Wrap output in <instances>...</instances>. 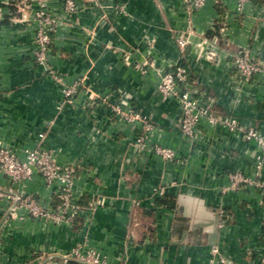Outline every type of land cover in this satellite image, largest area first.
Segmentation results:
<instances>
[{
	"label": "crops",
	"instance_id": "obj_1",
	"mask_svg": "<svg viewBox=\"0 0 264 264\" xmlns=\"http://www.w3.org/2000/svg\"><path fill=\"white\" fill-rule=\"evenodd\" d=\"M46 1L51 12L62 13L61 0ZM77 1L49 53L62 83L34 60L37 3L26 8L23 0H0V141L20 154L40 145L58 163L75 164L77 194L89 205L74 226L30 217L2 226L0 264H45L79 245L97 249L108 264H208L214 244L231 264H264V190H225L231 171L264 178L263 148L243 133L264 134V74L242 80L231 59L248 46L264 61V0H251L239 19L235 0H223L231 43L213 60L208 43L200 55L197 45L211 37L216 5L210 0L191 17L196 34L184 60L194 84L240 127L203 121L194 140L180 129L177 100L158 92V73L143 74L134 63L150 58L163 70L180 60L177 34L189 26L182 0ZM81 77L85 85L64 103L63 88ZM118 102L154 124L145 146L136 144L141 123L114 112ZM157 144L173 148L176 159L157 155ZM0 184H8L1 170ZM22 187L45 201L58 191L39 174Z\"/></svg>",
	"mask_w": 264,
	"mask_h": 264
},
{
	"label": "built area",
	"instance_id": "obj_2",
	"mask_svg": "<svg viewBox=\"0 0 264 264\" xmlns=\"http://www.w3.org/2000/svg\"><path fill=\"white\" fill-rule=\"evenodd\" d=\"M24 7L31 8L33 3H37L38 8L34 11V20L37 22L35 33L34 60L39 65L47 68L48 74L64 82L63 74L49 65V53L53 43V34L57 31L63 19L70 17L78 9L77 0H61L62 13L51 12L47 7L46 0H23ZM210 0H182L183 8L189 19L187 31L178 32L177 43L181 50V58L169 69H159L154 60L146 58L137 61L135 67L143 74H148L150 70L158 73L157 90L164 98L172 97L177 100L181 108L180 129L184 136L190 140L197 137L198 127L203 121L211 125H228L231 131H238L240 127L232 118L221 116L216 110L217 99L213 94L200 93L199 88L194 84L189 65L185 62L187 54L186 48L191 42V34H196L191 17ZM216 5L217 14L210 30H216L217 34L203 37L198 43L199 55L203 49V43H208L206 56L209 60L218 58L225 46L230 45L229 22L223 17L221 7L223 0H211ZM251 0H235V11L233 15L239 19L245 10L246 5ZM125 11L124 5H119ZM126 60L129 56L126 55ZM231 59L236 69V75L242 80H250L255 75L264 74V61L255 58L251 54L248 46H242L238 51L231 53ZM132 63V62H131ZM85 85V77L77 78L68 83L63 88V102H73L76 94ZM124 102H118L113 106L114 112L127 122L141 123L140 133L136 139L138 146H145L147 139L154 130V124L142 113L130 107ZM240 131V130H239ZM244 137L248 140H255L262 146L264 151V134L255 128L244 130ZM154 151L164 160L173 161L176 159V151L167 146L154 145ZM262 167V160L258 168ZM0 170L8 178V184H0V228L9 222L22 221L26 217L49 221L54 224H69L74 226L82 212L89 208V205L81 203L80 196L75 188L76 165L60 164L55 159L53 150H49L40 145L26 147L22 154L16 149L6 146L0 141ZM35 174H39L45 184L53 188L58 186L55 198L45 201L39 199L33 193L26 191L22 183L31 180ZM229 184L226 189H241L256 187L264 190V178L261 174L258 177H251L241 171H231L228 173ZM95 203V202H94ZM90 203V206L92 204ZM219 224L226 223L224 211ZM64 258H51L45 264H66L74 261L79 264H108L106 256L95 248H83L75 246L69 253L62 255ZM264 260V259H263ZM40 264V263H39ZM208 264H231V260L226 256L218 244L210 248Z\"/></svg>",
	"mask_w": 264,
	"mask_h": 264
},
{
	"label": "trees",
	"instance_id": "obj_3",
	"mask_svg": "<svg viewBox=\"0 0 264 264\" xmlns=\"http://www.w3.org/2000/svg\"><path fill=\"white\" fill-rule=\"evenodd\" d=\"M222 12V11H221ZM219 24L217 25V29L216 30H212V31H210L209 32V34H211L210 36H213V35H215V34H217V32H218V29H219ZM228 47H230V45L228 46ZM84 204V203H83ZM66 264H79V263H76V262H74V261H69L68 263H66Z\"/></svg>",
	"mask_w": 264,
	"mask_h": 264
},
{
	"label": "water",
	"instance_id": "obj_4",
	"mask_svg": "<svg viewBox=\"0 0 264 264\" xmlns=\"http://www.w3.org/2000/svg\"><path fill=\"white\" fill-rule=\"evenodd\" d=\"M51 258H64L63 256H56V255H52V256H49L47 260L51 259ZM44 262H41L40 264H43Z\"/></svg>",
	"mask_w": 264,
	"mask_h": 264
},
{
	"label": "rangeland",
	"instance_id": "obj_5",
	"mask_svg": "<svg viewBox=\"0 0 264 264\" xmlns=\"http://www.w3.org/2000/svg\"><path fill=\"white\" fill-rule=\"evenodd\" d=\"M121 10V9H120ZM121 11H123V10H121ZM54 35V34H53Z\"/></svg>",
	"mask_w": 264,
	"mask_h": 264
}]
</instances>
